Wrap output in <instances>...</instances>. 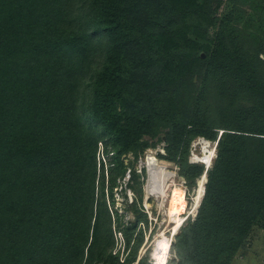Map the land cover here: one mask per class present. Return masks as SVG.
I'll list each match as a JSON object with an SVG mask.
<instances>
[{
	"label": "trees",
	"instance_id": "obj_1",
	"mask_svg": "<svg viewBox=\"0 0 264 264\" xmlns=\"http://www.w3.org/2000/svg\"><path fill=\"white\" fill-rule=\"evenodd\" d=\"M197 1L171 0L189 6ZM151 4L152 0H0V264L137 261L142 241L132 245L133 233H125L127 260L121 263L117 254L108 253L114 229L106 203L96 199V147L110 138L116 150L128 146L131 136L138 137L143 113L128 106L124 92L127 77L141 76L139 66L147 50L168 53L179 47L178 40L190 42L188 29L205 39L197 26L162 27L146 37L145 15L149 27L155 16ZM136 39L137 53L136 47L130 48ZM236 57L232 61L237 82L253 88L264 106V84L257 85L258 76L243 54ZM200 59L188 61L196 65ZM183 62L171 70L174 77L184 72ZM188 126L182 125L181 137ZM221 135L219 167L207 175L210 187L223 181L218 188L224 187L227 201L222 205L236 206L229 234L242 238L264 210V168H233L240 159L248 160L253 150L232 142L247 139L244 135ZM122 154L117 155L120 166ZM204 171L200 169V176ZM221 210L220 206L217 211ZM223 252L229 262L230 250ZM182 264L196 262L190 257Z\"/></svg>",
	"mask_w": 264,
	"mask_h": 264
},
{
	"label": "rangeland",
	"instance_id": "obj_2",
	"mask_svg": "<svg viewBox=\"0 0 264 264\" xmlns=\"http://www.w3.org/2000/svg\"><path fill=\"white\" fill-rule=\"evenodd\" d=\"M150 9L155 16L149 27L145 15L146 37L162 27L182 30L197 26L205 39L195 36L194 29H188L190 42L178 40L172 33L179 47L160 54L157 49L147 50L139 66L141 76L127 77L124 94L129 97L128 106L143 113L138 120L139 135L116 150L110 138L102 139L95 151L96 199L106 203L114 229L115 241L108 253L117 254L121 263L127 260L130 249L125 233L129 232L133 233L132 245L142 241L135 264L142 259L144 264H155L152 254L164 234L172 242L168 264H182L190 257L196 264H264V210L247 235L229 234L236 206L222 205L227 201L224 187L218 188L222 180L210 187L208 178L198 213L187 215L202 178L199 171L205 169L200 164L202 141L215 148L209 171L219 167L217 142L225 131L244 135L248 140L232 142L240 149L253 150L248 160L240 159L233 168H264V135L254 134H264L263 98L237 82L236 62L232 61L236 53L243 54L258 76L257 85L264 84V0H199L193 6L152 0ZM138 43L136 39L130 48ZM138 51L136 47L135 53ZM204 55L212 61L204 60ZM199 56L202 59L196 65L188 61ZM183 60L184 72L174 77L171 70ZM160 81L165 82L157 85ZM122 110L120 107L119 112ZM184 124L191 126L181 137ZM119 152H123L121 166ZM171 185H181L185 192V212L177 228V222L165 213L167 202L162 206L164 191ZM220 206L222 210L217 211ZM225 249L230 250L229 262Z\"/></svg>",
	"mask_w": 264,
	"mask_h": 264
},
{
	"label": "bare ground",
	"instance_id": "obj_3",
	"mask_svg": "<svg viewBox=\"0 0 264 264\" xmlns=\"http://www.w3.org/2000/svg\"><path fill=\"white\" fill-rule=\"evenodd\" d=\"M202 145L201 149L203 151L204 156L202 155L199 157L201 159L200 164H205L204 166L208 169H210L214 158H215V148L212 147L208 142L202 141L200 143ZM212 147V148H211ZM199 162V161H198ZM206 184V179L201 178L199 179L198 186L196 188L195 192V199H194V205L192 207L191 212L187 213L189 216H193L197 214L199 211L200 204L204 197V186ZM170 186H168L169 188ZM168 188L164 191V201L162 202V206L165 207L164 203L167 202V206L165 209V213L167 215V218L169 217V220H174L177 222L176 228L182 223L183 218L181 217L182 214L185 212V192L184 187L181 185H171V189L168 190ZM163 207V208H164ZM164 210V209H163ZM174 229V231L176 230ZM163 236V238H161ZM161 239H163L162 242L158 246H156L155 250L152 254V261L155 264H168V254L171 249L172 242L166 238L164 234H161ZM159 238V239H160ZM171 243V244H170Z\"/></svg>",
	"mask_w": 264,
	"mask_h": 264
},
{
	"label": "water",
	"instance_id": "obj_4",
	"mask_svg": "<svg viewBox=\"0 0 264 264\" xmlns=\"http://www.w3.org/2000/svg\"><path fill=\"white\" fill-rule=\"evenodd\" d=\"M217 144H218V142H217ZM208 171H209V169H208V168H205V171H204L203 175L201 176V177L205 178L206 181H207V179H208V175H207V172H208ZM200 205H201V204H200Z\"/></svg>",
	"mask_w": 264,
	"mask_h": 264
}]
</instances>
